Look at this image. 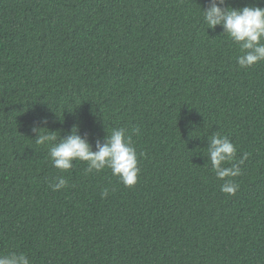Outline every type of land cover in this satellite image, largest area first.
I'll list each match as a JSON object with an SVG mask.
<instances>
[{
  "label": "trees",
  "instance_id": "trees-1",
  "mask_svg": "<svg viewBox=\"0 0 264 264\" xmlns=\"http://www.w3.org/2000/svg\"><path fill=\"white\" fill-rule=\"evenodd\" d=\"M211 3L0 0V255L264 264V60L238 65L239 45L203 20ZM74 125L93 151L124 128L137 183L125 187L107 168L86 173L84 161L53 167L33 127L59 139ZM217 133L236 147L225 167L247 154L227 178L235 195L221 191L208 159ZM57 177L67 185L53 191Z\"/></svg>",
  "mask_w": 264,
  "mask_h": 264
},
{
  "label": "clouds",
  "instance_id": "clouds-1",
  "mask_svg": "<svg viewBox=\"0 0 264 264\" xmlns=\"http://www.w3.org/2000/svg\"><path fill=\"white\" fill-rule=\"evenodd\" d=\"M223 5L225 0H212L209 7L203 8L202 16L208 28L215 29L217 25H221L223 33L239 45L241 54L237 57V63L241 68L251 67L264 60V7L234 8ZM41 129L47 128L33 127V131L40 132L35 142L49 146L48 155L53 167L66 171L73 166V161H84L87 162L86 173L100 172L107 168L125 187H132L137 183L140 171L137 152L131 135L126 134L124 128H114L105 143H96L95 151L92 150L91 143L79 134L78 126L74 125L69 135L59 139L55 131L42 132ZM134 131L138 133L139 129ZM207 149L212 170L217 179L224 180L221 191L235 195L239 186L227 178L240 175L239 165L247 159V154L238 162L231 163V167H225L226 163L236 160V147L227 136L219 133L210 137ZM56 179L58 183L49 185L53 191L67 185L63 177ZM107 194L105 189L102 196ZM0 264H31V261L23 252H12L0 255Z\"/></svg>",
  "mask_w": 264,
  "mask_h": 264
}]
</instances>
